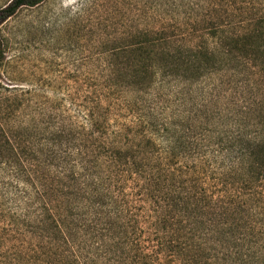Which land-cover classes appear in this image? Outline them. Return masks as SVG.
Segmentation results:
<instances>
[{
    "label": "rangeland",
    "instance_id": "obj_1",
    "mask_svg": "<svg viewBox=\"0 0 264 264\" xmlns=\"http://www.w3.org/2000/svg\"><path fill=\"white\" fill-rule=\"evenodd\" d=\"M11 1L0 0V264H122L134 230L138 247L165 242L154 236L166 237L169 223L156 233V213L136 196L135 184L106 178L100 168L94 173L103 174L99 188L108 217L97 220L99 230L71 232L66 240L51 225L50 189L61 183L57 191L64 193L70 176L81 174L75 138L92 112L110 125L94 142L110 143L124 125L152 121L146 130L159 148L179 140L188 164L203 166L210 178L223 163L227 140L240 133L264 138V72L258 66L224 62L199 80L173 76L149 93L109 86L111 50L130 34L163 30L176 50L194 47L206 34L211 49L218 40L207 35L204 16L209 22L216 14L220 23L243 29L264 14V0H44L5 19ZM203 233L197 229L189 241L201 257L204 251L200 264H264V239Z\"/></svg>",
    "mask_w": 264,
    "mask_h": 264
},
{
    "label": "trees",
    "instance_id": "obj_2",
    "mask_svg": "<svg viewBox=\"0 0 264 264\" xmlns=\"http://www.w3.org/2000/svg\"><path fill=\"white\" fill-rule=\"evenodd\" d=\"M43 1L12 0L4 11V18ZM220 18L212 14L209 22L207 16L201 20L207 24V35L218 40V45L211 49L203 38L206 34L197 38L194 47L178 50L168 43L163 30L130 34L123 44L111 50L110 90L149 93L173 76L199 80L224 62L255 65L264 72V14L256 16L243 29L220 23ZM3 59L0 43V66ZM97 108L107 111L100 104ZM92 114L87 117V127L77 128L79 138H75L79 141L77 159L81 174L70 176V185L64 193L61 187L57 191L61 183H56L50 189L52 197L46 202L52 212L49 221L64 239L68 240V233L88 232L91 227L96 232L97 220L108 217L103 209L105 197L99 188L103 174L96 178L94 173L99 168L108 172L106 178L113 175L135 184L136 196L153 206L158 220L156 233L159 228L167 231L164 227L167 223L173 232L172 235L167 232L162 238L155 235L156 241L165 242L146 248L138 247L139 233L134 230V236H129L132 243L123 245L122 264H200L205 257L203 249L201 257L200 251L189 244L197 229L204 231L202 235H219L225 239L237 236L239 239L250 236L256 241L264 239V138H249L240 133L238 138L227 140L223 163L214 172L215 177L210 178L203 166L188 164L184 144L179 140H174L167 149L159 148L152 133L146 130L147 126L154 127L152 121L147 125H124L119 132L115 131L116 137L110 143L94 142L95 133L107 132L110 125L104 115L97 118ZM119 136L121 141L117 140ZM84 184L89 185L84 187ZM73 217L80 219L84 228L75 225Z\"/></svg>",
    "mask_w": 264,
    "mask_h": 264
}]
</instances>
